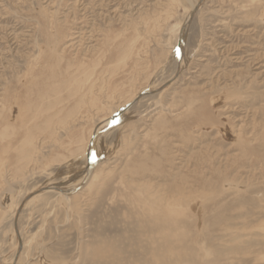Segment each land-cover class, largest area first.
<instances>
[{
    "label": "rangeland",
    "instance_id": "1",
    "mask_svg": "<svg viewBox=\"0 0 264 264\" xmlns=\"http://www.w3.org/2000/svg\"><path fill=\"white\" fill-rule=\"evenodd\" d=\"M192 1L179 37L188 0H0L2 117L15 119L30 80L51 89L40 110L62 117L0 192V264H153L140 203L174 189L190 202L187 234L158 264H264V0ZM98 127L96 176L64 200L86 170L80 139Z\"/></svg>",
    "mask_w": 264,
    "mask_h": 264
},
{
    "label": "bare ground",
    "instance_id": "2",
    "mask_svg": "<svg viewBox=\"0 0 264 264\" xmlns=\"http://www.w3.org/2000/svg\"><path fill=\"white\" fill-rule=\"evenodd\" d=\"M188 1L190 2V8H189L190 11H189V13H188V15L184 21L183 28H181L180 32H178L179 37L183 34L184 29L186 27L185 24H187L188 19L195 15L193 9L195 7H198L199 2H200V1H192V0H188ZM178 33H176V34H178ZM131 43L132 42H130V44H129L130 46H131ZM132 45H133V43H132ZM179 45L182 46V44H179ZM129 54H131L130 51H128L125 54V56H128ZM184 60H185V57L183 56L181 61L183 62ZM112 67H113V65H112ZM113 68H116V66ZM15 72H17V71H15ZM18 83H19V81H18ZM43 84H45V82ZM39 85H40V82L36 83L34 80H30V82L21 85L20 88H18V89L16 88V94H17V100L16 101H17L18 113L15 115V119H14V116H12V119L6 115L2 117V115H4V110L6 111V108H5V105L3 103L0 106V192H3V190H4V192H11L13 190V187L11 185V180L17 179V181H18V178L22 177L23 170H24V175H27V173L30 172V170L27 169L28 165L34 159H36V157H37L36 154H38L40 152V148L37 146V143L35 140L36 137L39 134L43 133L44 137L48 138L49 136H51L53 134V132L56 133V131H54L55 121H53V118L54 119L55 118L56 119L62 118L59 112L52 116L47 111L48 109L47 110H40V108L43 107V104L46 105L47 98L50 95L51 89L48 86L46 88L38 89L37 87ZM19 89H22L23 93ZM76 93H78V92H76ZM70 96H72V95H70ZM137 96H138V94H135V95L131 94L126 99V101H124V103L128 104L133 99H135ZM90 100H88V101H90ZM81 102H83V100H81ZM124 103L119 104L118 107L116 108L117 110L111 109L112 111L109 112V115L102 117L100 119L103 121V119L105 120V118H107L104 121L105 123H103L100 126V128H103L104 126L110 125L111 119H115L117 122L121 118H123L124 115H121V116H118L115 118L114 116L116 114L115 115H113V114L118 112L119 110H122L126 106V105L123 106ZM77 104H79V102ZM80 106H82V105H80ZM11 108H12V106H10V109ZM100 108H97V110L98 109L100 110ZM118 108H119V110H118ZM76 110H78V109L76 108ZM69 112L75 113L74 111H69ZM73 113H72V115H73ZM77 113H75V114L77 115ZM69 114L70 113H68L67 115H69ZM72 115H70V117L65 116L66 117L65 120H68L67 118H69V119L72 118L71 117ZM81 115L83 116L84 114H81ZM110 115H113V116H110ZM17 117H18V123L16 122ZM40 119H42V122L40 121ZM158 120L162 121V119L161 120L158 119ZM39 121L44 125H42L41 123L37 124V122H39ZM159 121L157 122V124L161 123ZM32 123L36 124L34 126L36 131H34V132L32 131L33 129L29 131V128L26 127V125H28V124L32 125ZM162 123L159 124L158 126L156 125V127H159L160 125H161V127H164L166 125V121H164ZM17 124L19 126H17ZM114 124H116V123H114ZM62 125L63 124H61V126ZM58 127H60V126H58ZM98 129H99V127L97 129H95L94 132L92 133V130L90 128L89 130H87L86 138L83 136V139H80L81 141L83 140L82 145H81V152H82L83 156H82V154H81V156L83 157L84 161L86 162V167H85L86 170H85V173L83 174V176L81 177L80 183L78 182L79 184L73 185L71 188H66L65 190H62V189L58 190L57 193L60 196H62L64 198V200L65 199L69 200L71 195H75L76 193H79L80 192L79 189L83 188L84 186L87 185V187H88L96 176V169L95 170L93 169V162L95 160V156H93L91 153H92L94 144H96V143H94L95 142L94 135L98 132L97 131ZM57 131H58V129H57ZM238 131H239L238 134H236L237 139L242 141L243 134L245 135V133L241 128H239ZM19 136H21V138H19ZM263 140H264V137H263ZM44 141H46V139H44ZM81 141H79V142H81ZM77 144H78V142H77ZM79 145H80V143H79ZM243 150L245 151L244 148H243ZM71 151H73V150H71ZM71 151H69L70 154H71ZM78 151L79 150L77 149V153H78ZM93 152H94V150H93ZM61 158H65V157L62 156ZM56 159H57V157H56ZM58 161H59V159H58ZM26 169H27V172H25ZM8 171H9V173L11 171V173H14V175L12 174V177H8V174H9ZM85 180L87 182H85ZM49 190H51V189H49ZM49 190H48V192H49ZM166 191H165V193H166ZM69 194H71V195H69ZM36 195L37 194L31 195L28 200L24 201V202H26V203H24V207L27 206L28 204L32 203V201L34 200V197ZM191 199H192V197H191ZM3 202L6 203L5 201H3ZM189 203L190 202L188 201V197L186 198L184 195H182L179 192V189L178 190L174 189L172 192H170V193L168 192L167 195L162 194L161 196L160 195L159 196H153V195L150 196L149 194H147L146 197L143 198V201H141L140 213L144 214L145 218H144V216H143V218L145 220L144 219L143 220L146 222V225L149 226L146 230H147L148 235L150 237L152 235L154 236V237H152V239L150 238L152 240L151 241V245H152V250H151V256L152 257L151 258H152V261H155L153 264H158V261L160 262L162 260V256L163 257L167 256V253L170 252L169 249L171 248L173 243H175L176 241H182L186 238L187 232L185 230V220H186V218H185L186 213L185 212H186V207L189 205ZM6 212H7L6 209H1V207H0V225L2 222H4V218L6 217ZM15 213H17V211ZM14 224L17 227V220L14 222ZM10 226H12V225H10ZM13 227H14V225H13ZM14 231H15V234L17 237V243H19V250H20V248H21V250H23V247H24V245L26 246L27 241L24 242V240L22 238V234H19L20 231L18 230V228L14 229ZM148 238L149 237H147V239ZM144 240H146V239H144ZM151 245H150V247H151ZM156 246H157V248L161 246L162 251L157 253V251H159L160 248L158 250H155ZM23 251H25V249ZM23 251L21 252V255L19 256V259L24 256V255L22 256ZM149 256L150 255H148V257ZM17 257H18V255H17ZM18 261L19 260H16L15 264H17ZM11 262H12V260H11Z\"/></svg>",
    "mask_w": 264,
    "mask_h": 264
},
{
    "label": "water",
    "instance_id": "3",
    "mask_svg": "<svg viewBox=\"0 0 264 264\" xmlns=\"http://www.w3.org/2000/svg\"><path fill=\"white\" fill-rule=\"evenodd\" d=\"M197 9V7H195L193 10H194V13L197 11L196 10ZM192 16V15H191ZM189 23V19H188V21H187V24ZM16 224V223H15Z\"/></svg>",
    "mask_w": 264,
    "mask_h": 264
}]
</instances>
